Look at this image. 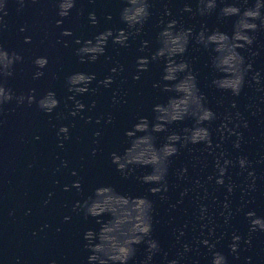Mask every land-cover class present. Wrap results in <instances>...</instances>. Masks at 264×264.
<instances>
[{"label":"water","instance_id":"95a60500","mask_svg":"<svg viewBox=\"0 0 264 264\" xmlns=\"http://www.w3.org/2000/svg\"><path fill=\"white\" fill-rule=\"evenodd\" d=\"M186 3L191 5L194 13L196 0H152V16L144 25L141 35L130 39L127 48L109 43L106 56L110 59L102 56L94 63L81 64L73 54V49L77 47L73 43L74 38L84 39L105 28L124 27L119 19L123 0H76L70 15L64 18L57 16L55 0H24V7L19 12L16 0H8V15L4 18L8 26L0 31V46L15 50L23 56V61L15 65L14 75L8 79L7 86L16 93H27L28 89L34 88L37 97L51 89L55 91L60 104L52 113L40 111L34 103L31 106H17L14 101L3 105L0 110V264H49L50 261H55V264H86L88 252L82 246V232L86 228L98 229L99 225L94 218L85 219L74 212L72 205L77 200H83L98 185L111 186L119 194L148 196L153 201L152 236L169 257L176 255L181 242L191 243L192 237L198 235L200 222L194 221L195 204L191 194L177 203L181 190L188 182L178 180L175 171L181 165H188L190 177H203L212 171L210 158L206 169L193 168L191 155L182 151L169 171L167 199L163 200L150 195L149 185L136 178L149 172V168L138 167L133 175L125 178L109 159L110 152H122L127 146L124 131L135 118H151L152 106L165 102L169 95L153 87L161 74L158 63L150 64L148 71L140 74L139 80L133 79L136 58L147 54L138 50L140 40H148L150 48L156 47V24L164 6L186 27L198 30L205 25L209 30L232 33L234 17L218 19V9L206 16L194 15L182 11ZM89 11L96 13V26L88 22ZM109 14L111 19L106 18ZM57 19L63 20L60 26L55 24ZM21 27L25 29L23 32L20 31ZM63 28L71 29L72 36H60ZM255 35L252 48L258 54L251 57L253 69L260 71L264 77V31ZM25 36L31 37L30 43L24 42ZM65 40L68 41L67 47L63 43ZM40 55L48 58V64L44 76L33 80L35 68L32 60ZM244 55L247 57L249 53L244 51ZM186 58L197 74L199 88L206 96L208 106L216 113L223 114L226 110L234 111L229 106L235 101L237 109L247 119L248 127L241 129L244 142L240 149H234L230 142H226L224 148L233 157L244 154L253 161L252 167L257 177L255 190L244 196L243 200L239 188L228 197L234 213L228 224L223 223V217L216 215L219 206L211 199L214 195L218 200H223L225 190L208 185L210 195L201 203L207 204L214 214L213 222L217 225L215 236H220L221 232L225 234L216 248L225 254L228 264H246V257L251 258L247 264H264V232L253 233L250 245H244L241 241L239 258L234 257L228 249L232 232L242 237L248 235L245 211L251 209L258 216H264V162H256L264 154V102L256 99L260 94L251 87L246 86L239 96L212 87L210 82L215 73L209 67V53L202 48L190 45ZM117 62L123 66V71L110 87H101L93 95L79 97L85 105L95 101V107L83 113L84 116H91L93 122L85 123L79 116H68V109L64 108L68 95L64 85L65 75L83 71L95 73L97 79H102L110 74L109 68ZM54 75L56 78H53ZM114 91H118V98L122 102L113 104ZM251 103L260 108L256 115H251L246 107ZM68 104L71 107V101ZM57 113H63L66 118L57 119ZM107 114L113 117L110 124H105L103 120L100 124L94 122L97 116ZM192 123L191 119H185L173 127L179 130ZM61 124L69 125L71 136V139L64 141L63 148L58 147L56 136V129ZM95 130L101 133L98 138L92 135ZM94 139L98 143L94 144ZM160 143L162 136L157 140V144ZM92 148H96L95 155L91 153ZM62 160L67 162V166L61 165ZM73 170L77 175H72ZM230 172L237 185L245 183V178L237 175L238 169L233 168ZM77 179L82 186L80 191L71 187L72 181ZM64 185H69L68 191L64 190ZM241 206L242 209L236 211ZM65 216L70 219L65 221ZM193 222L197 225L195 230H192ZM184 224L188 227L178 242L174 230ZM136 248L135 260H142L145 246L140 244ZM193 260L198 264H208L207 251L203 246L187 253L181 264H192ZM154 264H163L160 255L154 257Z\"/></svg>","mask_w":264,"mask_h":264},{"label":"clouds","instance_id":"9594fccd","mask_svg":"<svg viewBox=\"0 0 264 264\" xmlns=\"http://www.w3.org/2000/svg\"><path fill=\"white\" fill-rule=\"evenodd\" d=\"M19 12L24 7V0H16ZM8 0H0V31L7 28L4 19L8 15ZM57 16L64 18L70 15L71 10L76 6V0H55ZM152 0H123V6L119 10L122 28H105L97 31L88 38L75 37L73 43L77 45L73 54L78 58L79 63H94L100 57L110 59L106 56V49L112 45L127 48L130 39H136L141 35L144 25L152 16ZM217 12L218 19L234 17L232 33L221 32L219 29L209 30L201 25L198 30L186 27L181 21L172 16L170 9L165 5L163 13L157 21L158 31L155 34L156 47L150 48L148 40H140L139 51L147 53L136 58V72L134 80L140 79V74L148 71L149 65L158 63L161 65V74L153 87L168 97L163 103H156L152 106L151 118L137 116L131 126L124 131L127 146L121 151L109 153L111 163L116 170L125 178L133 175L138 167L149 168L150 171L136 177L141 183L149 185V193L159 196L162 200L167 199L168 176L175 158L182 151L191 155L193 168L206 169L209 166V158L212 171L207 172L203 177L189 176L188 165H181L176 169L175 174L178 180L188 182L180 192L181 203L184 196L191 194L195 204L193 212L194 221H199V233L192 237V242L183 241L180 250L175 256L169 257L167 252H162L158 242L152 236L153 201L148 196L132 197L119 194L111 186L98 185L83 200H77L72 205V210L79 213L85 219L92 217L99 225L98 229L86 228L82 232L83 248L87 250L86 264H154V257L161 256L163 264H181L185 255L193 249L203 246L208 255V264H228L227 257L216 248V244L225 235L215 236L217 225L213 222L214 214L209 211L207 204L201 203L208 199L210 193L208 185H214L217 189L225 190V198L218 200L216 196L211 199L218 204L219 212L216 215L223 217V223L228 224L233 217V209L230 206L229 196L239 188L243 200L251 191L255 190L256 173L251 161L246 155L239 154L233 157L224 148L226 142H230L234 149H240L244 142V135L241 129L248 127V121L237 109L235 101L230 104V109L223 114L213 111L207 103V98L201 92L197 74L192 68L190 61L186 58L190 45L202 48L209 53L208 63L213 75L211 86L221 92H227L232 96H239L244 88L251 87L260 95L257 100L264 102V83L262 74L253 69L251 57L256 56L257 51L252 46L256 39V33L264 31V0H196V7L185 4L182 11L194 15L206 16ZM167 17V19H165ZM107 19H111L109 14ZM88 22L96 26L98 19L94 11L87 14ZM62 19H57L55 24L60 26ZM25 29L20 28L23 32ZM60 36H72L71 29H61ZM25 43H30L31 37L25 36ZM59 42V39H58ZM65 47L68 41H63ZM244 51L249 56L244 55ZM23 61V56L15 50H9L0 46V110L2 106L12 101L17 106L33 103L44 113H52L59 107L55 91L49 89L42 95L36 96L35 89H28L27 93H16L7 86V81L14 75L15 65ZM35 71L32 79L37 80L44 76V69L48 64V58L40 55L32 60ZM123 71V66L117 62L109 68V75L97 79L95 73L83 71L71 72L65 75L64 85L68 95L65 98L64 108L68 109L67 115L81 117L85 123L93 122L91 116H84V111L95 107V101L85 105L83 97L85 94L93 95L101 87L108 88ZM53 78H56L55 75ZM118 91L113 92V104L122 102L118 98ZM68 101H71L69 107ZM251 115H256L260 108L255 103L246 106ZM66 118L63 113H57V119ZM113 117L111 114L97 116L95 123L110 124ZM191 119V126H185L176 130L173 126ZM55 127V125H54ZM100 131H93L94 138L100 136ZM58 147L63 148L64 141L71 139L69 125L61 124L56 129ZM162 136V143L157 140ZM93 143H98L94 139ZM202 146L197 148L196 146ZM95 155L96 148L91 149ZM257 163L264 162L262 154ZM62 166L67 162L62 160ZM238 169L237 175L245 178V183L237 185L230 170ZM72 175H77L75 170ZM71 187L81 190L80 180L72 181ZM65 191L69 185L63 186ZM51 196V193L48 194ZM48 203L47 200L44 201ZM247 203V201H245ZM243 206L237 208L240 211ZM108 215V220L101 217ZM248 221V235L241 236L232 232L228 243L229 252L239 258L241 241L244 245H250L252 234L259 231L264 232V216H258L254 210L244 212ZM119 218V223L117 220ZM69 220V216L63 218ZM184 224L175 229L176 239L179 242L185 235ZM197 227L193 222L192 230ZM206 229V231H205ZM209 237H214L210 240ZM145 246V255L142 260L136 261V246ZM246 257V264L250 261ZM49 264H55L50 261ZM192 264H198L193 260Z\"/></svg>","mask_w":264,"mask_h":264},{"label":"rangeland","instance_id":"374dc122","mask_svg":"<svg viewBox=\"0 0 264 264\" xmlns=\"http://www.w3.org/2000/svg\"><path fill=\"white\" fill-rule=\"evenodd\" d=\"M110 217L108 215H104L103 217H101V219L103 220H108ZM117 223H119V218L117 220Z\"/></svg>","mask_w":264,"mask_h":264},{"label":"bare ground","instance_id":"6f19581e","mask_svg":"<svg viewBox=\"0 0 264 264\" xmlns=\"http://www.w3.org/2000/svg\"><path fill=\"white\" fill-rule=\"evenodd\" d=\"M122 195H126V196H129L128 194H122ZM132 197H139V196H132ZM98 228H99V226H98Z\"/></svg>","mask_w":264,"mask_h":264}]
</instances>
